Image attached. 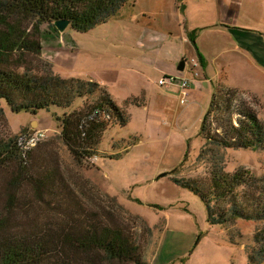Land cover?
<instances>
[{
    "label": "rangeland",
    "instance_id": "374dc122",
    "mask_svg": "<svg viewBox=\"0 0 264 264\" xmlns=\"http://www.w3.org/2000/svg\"><path fill=\"white\" fill-rule=\"evenodd\" d=\"M226 2L127 0L115 18L83 35L70 27L60 32L47 23H23L29 33L35 31L41 44L32 67L61 78L58 73L105 82L100 86L126 123L104 135L97 156L78 164L60 141L55 122V115L67 110L53 108L33 117L12 113L2 103L0 140L45 130L33 156L58 168L88 209L130 228L147 264H248L250 255L264 252V220L239 216L212 225L204 202L172 181L206 185L219 174L238 173L246 179L264 178L263 147L224 148L201 134L207 117L210 137L225 138V115L220 109L208 113L212 95L221 105L224 91L232 94L235 107L251 109L264 128V0H241L230 12ZM247 19L257 24L251 29L258 34L242 45L238 24ZM183 29L188 32L186 39ZM49 50L58 63L55 70L45 56ZM251 50L257 57L241 56ZM181 61L184 69L179 72ZM181 76L190 81L184 104L179 103ZM168 77L176 79L174 86L158 85ZM93 99L87 98L85 104ZM79 103L75 100L71 109ZM43 147L44 157L39 156ZM9 178V171L0 169V210ZM244 190L239 188L237 194ZM211 206L218 212L227 210L230 202Z\"/></svg>",
    "mask_w": 264,
    "mask_h": 264
},
{
    "label": "trees",
    "instance_id": "16d2710c",
    "mask_svg": "<svg viewBox=\"0 0 264 264\" xmlns=\"http://www.w3.org/2000/svg\"><path fill=\"white\" fill-rule=\"evenodd\" d=\"M126 2L0 0V116L4 115L2 103L12 113L25 112L33 117L53 108L65 109L61 116L55 115V122L69 155L78 164L97 156L104 135L117 125H125L122 112L94 80L61 78L50 70L45 73L40 67H32L31 62L40 57L41 44L35 31L29 33L23 23L28 20L54 26L55 21L66 20L74 33L85 34L115 18ZM193 38L191 35L195 48ZM194 50L204 64L197 48ZM214 94L208 113L220 109L225 115V138L210 137L207 117L201 134L224 148H264V128L256 114L242 105L235 107L228 91L221 93V105L215 103ZM93 96L94 101L85 104ZM77 99L80 103L72 110ZM22 134L0 140V169L10 174L5 205L0 210V264H147L131 229L88 209L58 168L33 156L41 143L30 151L20 146ZM46 153L45 147L39 150V156ZM172 181L204 202L212 225L239 216L264 220V178L246 179L238 173L232 177L219 174L206 185ZM239 188L245 189L243 194H237ZM226 200L230 202L227 210L214 211L212 203ZM248 260V264H263L264 252L250 255Z\"/></svg>",
    "mask_w": 264,
    "mask_h": 264
},
{
    "label": "crops",
    "instance_id": "0c3cea01",
    "mask_svg": "<svg viewBox=\"0 0 264 264\" xmlns=\"http://www.w3.org/2000/svg\"><path fill=\"white\" fill-rule=\"evenodd\" d=\"M241 0H227V2H226V10L228 9V11L229 10H235L236 8H238L239 7V2H240ZM183 5L185 6V4L183 3ZM230 12V11H229ZM144 19V18H143ZM112 20V19H111ZM110 21V20H109ZM108 22V21H107ZM106 22V23H107ZM104 25V24H103ZM239 26H240V28L242 29V31H241V33L239 32V37L238 38H240L241 39V43H242V45H244L245 44V41H246V39H249V40H247V43H249V41H252L253 39H254V37H256L257 36V30L256 29H251V27H255L257 24L253 21V20H251V19H247V20H244L243 21V24H238ZM176 27H178L179 28V25H177ZM177 29V28H176ZM184 30V29H183ZM168 34H169V36H170V39H171V41H175L176 40V38L174 39V34H173V32H171V31H169L168 30V28L165 30ZM185 31V30H184ZM193 32H195V31H193ZM188 32L187 31H185V33H184V35H185V39H186V36L188 35L187 34ZM192 33V32H191ZM86 34V33H85ZM83 35V34H82ZM258 37H259V35H258ZM257 40H258V38H257ZM70 41H72L71 40V38H70ZM241 43H240V45H241ZM183 51H184V49H183ZM260 51H262V50H260ZM245 53V52H244ZM51 55H52V52L49 50V53H47L45 56H46V59L50 62V63H52V65H53V69L55 70V68L58 66V63H57V60L53 57V58H51ZM253 56L254 58L255 57H257V53H256V51H253V50H251V52L249 51L248 53H245V54H242L241 56H243V58H249V56ZM253 58V59H254ZM252 59V61L253 62H251V64L254 66V68H258L255 64H254V60ZM249 61V60H248ZM250 62V61H249ZM60 76H62L63 78H66V77H64V75H62V74H60V73H58ZM67 78H69V77H67ZM89 80H93V79H91V78H89ZM97 83H99L100 85H103V84H105V82H100V81H98V80H95Z\"/></svg>",
    "mask_w": 264,
    "mask_h": 264
},
{
    "label": "built area",
    "instance_id": "2783aa9c",
    "mask_svg": "<svg viewBox=\"0 0 264 264\" xmlns=\"http://www.w3.org/2000/svg\"><path fill=\"white\" fill-rule=\"evenodd\" d=\"M189 80L182 77L179 79L178 82V88H179V103L180 104H184L186 97H187V93H188V87H189ZM176 83V79L173 77H168V78H164V79H160L158 81V85L159 86H174ZM45 130L42 129H34L31 130L30 132H27L20 135L19 138V144L20 146L26 150V151H30L31 149H33L34 147H36L39 143H41L44 138H45Z\"/></svg>",
    "mask_w": 264,
    "mask_h": 264
},
{
    "label": "water",
    "instance_id": "95a60500",
    "mask_svg": "<svg viewBox=\"0 0 264 264\" xmlns=\"http://www.w3.org/2000/svg\"><path fill=\"white\" fill-rule=\"evenodd\" d=\"M68 25H69V23H68V21H66V20H58V21H55V22H54V26H55L56 29H57L58 31H60V32H63V31L68 27ZM183 69H184V62L181 61V62H179L178 65H177V70H178L179 72H181V71H183Z\"/></svg>",
    "mask_w": 264,
    "mask_h": 264
}]
</instances>
